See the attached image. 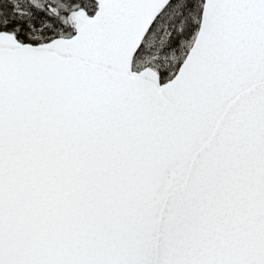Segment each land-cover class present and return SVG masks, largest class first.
Returning a JSON list of instances; mask_svg holds the SVG:
<instances>
[{"label":"snow or ice","instance_id":"obj_1","mask_svg":"<svg viewBox=\"0 0 264 264\" xmlns=\"http://www.w3.org/2000/svg\"><path fill=\"white\" fill-rule=\"evenodd\" d=\"M0 264H264V0H0Z\"/></svg>","mask_w":264,"mask_h":264}]
</instances>
